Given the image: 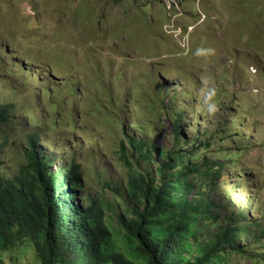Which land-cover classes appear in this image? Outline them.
Masks as SVG:
<instances>
[{"label":"rangeland","instance_id":"1","mask_svg":"<svg viewBox=\"0 0 264 264\" xmlns=\"http://www.w3.org/2000/svg\"><path fill=\"white\" fill-rule=\"evenodd\" d=\"M176 1L183 13L177 22L187 12L190 25L176 24L194 29L185 49L163 30L167 21L160 0H0V97L23 115L9 130L0 164L15 173L24 132L35 134L51 170L72 166L81 175L83 195L119 202L102 189L110 182L124 193L126 175L118 154L122 134L173 150L166 118L176 115L169 121L178 122L176 132L182 123L187 138H181L180 155L186 166L196 164L191 195L201 189L207 168L204 158L186 153L214 134L215 152L205 158L223 179L204 193L219 208L217 225L224 227L228 219L237 237L247 231L242 234L246 251L262 255L264 0ZM206 19L221 24L224 46L233 41L218 60L215 53L194 54ZM205 80L217 89L214 117L202 107ZM152 159L144 170L157 171L160 160ZM217 225L209 229L211 236ZM3 261L37 264L28 249L8 252Z\"/></svg>","mask_w":264,"mask_h":264},{"label":"trees","instance_id":"2","mask_svg":"<svg viewBox=\"0 0 264 264\" xmlns=\"http://www.w3.org/2000/svg\"><path fill=\"white\" fill-rule=\"evenodd\" d=\"M18 115L16 106L0 97V157L9 148L6 138L17 126ZM175 117L169 116L166 122L178 150L165 151L122 134L118 154L126 175L124 193L120 185L110 182L102 189L116 194L119 202L83 195L80 173L72 166L51 170L52 163L40 152L38 136L24 132L16 172L0 164V264L6 253L16 249L31 250L37 264L264 262V254L246 251L242 234L247 231L237 237L228 219L224 227L217 225L214 211L219 208L204 193L223 179L214 173L215 163L205 158L215 152L214 134L186 153L199 161L204 158L202 166L207 168L201 189L191 195L196 164L186 166L180 155L181 138H187L182 137V123L181 132H176L178 122L169 121ZM153 155L160 160L157 171L144 170L145 162L154 164ZM216 225L211 236L209 229Z\"/></svg>","mask_w":264,"mask_h":264},{"label":"built area","instance_id":"3","mask_svg":"<svg viewBox=\"0 0 264 264\" xmlns=\"http://www.w3.org/2000/svg\"><path fill=\"white\" fill-rule=\"evenodd\" d=\"M160 1L164 9L165 18L167 21V23L163 25V30L168 35H171L172 38L175 41H177L181 47L186 48V45H188V37L190 34H192L194 30L193 27L188 26L185 29H183L176 24L177 20L183 16L181 7L176 0H160ZM204 20L205 18L202 16L200 23Z\"/></svg>","mask_w":264,"mask_h":264},{"label":"crops","instance_id":"4","mask_svg":"<svg viewBox=\"0 0 264 264\" xmlns=\"http://www.w3.org/2000/svg\"><path fill=\"white\" fill-rule=\"evenodd\" d=\"M184 19L177 22V24L181 26L190 25V22L188 20V13L185 12ZM209 15V14H208ZM211 19V18H210ZM221 24H214L211 20L206 19V21L203 23V25L200 27V30H202V35L199 36L201 40V47L209 48V45L215 46V58L216 60L219 59L221 56L220 51H224V48L231 49L233 47V41H230V43L227 46H224L225 40L221 39V27L219 26ZM223 26V25H222ZM207 62H211V60H207Z\"/></svg>","mask_w":264,"mask_h":264},{"label":"clouds","instance_id":"5","mask_svg":"<svg viewBox=\"0 0 264 264\" xmlns=\"http://www.w3.org/2000/svg\"><path fill=\"white\" fill-rule=\"evenodd\" d=\"M215 53L212 48L198 47L195 50V55L202 57H209ZM217 89L213 85H209L207 80L204 81V85L200 90V97L202 101L203 110L206 111L209 117H214L219 110V106L215 100Z\"/></svg>","mask_w":264,"mask_h":264}]
</instances>
